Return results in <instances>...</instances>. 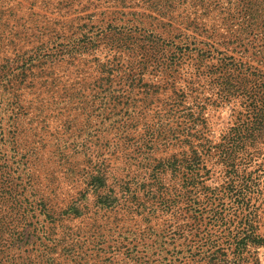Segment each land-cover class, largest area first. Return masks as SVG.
<instances>
[{"label": "rangeland", "instance_id": "rangeland-1", "mask_svg": "<svg viewBox=\"0 0 264 264\" xmlns=\"http://www.w3.org/2000/svg\"><path fill=\"white\" fill-rule=\"evenodd\" d=\"M24 53L0 105L7 264H264V139L229 143L244 111L220 79L264 72V0H0V71ZM139 78L154 95L113 109ZM131 127L170 132L144 147ZM255 199L243 248L223 232Z\"/></svg>", "mask_w": 264, "mask_h": 264}, {"label": "trees", "instance_id": "trees-1", "mask_svg": "<svg viewBox=\"0 0 264 264\" xmlns=\"http://www.w3.org/2000/svg\"><path fill=\"white\" fill-rule=\"evenodd\" d=\"M135 30L134 32H136ZM143 32V31H139ZM144 33L150 34L152 33L150 30H144ZM145 34V35H147ZM141 35V34H139ZM85 41V36H81L79 39V42ZM43 49L42 47L39 48L41 51ZM25 55V53L22 55V57ZM22 57L20 59H22ZM17 59V65L20 62ZM37 59V57L34 58H27V55L23 58V61L21 62V66H16L15 68L12 67V65H3L1 66V71H0V105L4 104V99L5 97H8L7 99L10 101V99L14 100V95L13 92L15 91L14 88L16 86H21L23 84V80L25 77V72H29L32 67H34L33 60ZM39 61V59L37 60ZM15 63V62H14ZM229 74L224 75L220 77L222 79V82H224V90H226L225 96H235L236 99H239L241 101V107H243L242 111L243 114L241 115L244 117L245 120H242V124L239 125L238 128L232 129L230 132H232L233 137L230 139L231 145L233 144H240L241 142H249L252 143L253 145L255 142H260L264 139V124L262 122L264 121V72H260L258 70H254L251 72L252 78H246L244 75L243 76H238L240 73L236 74L235 70L232 72H228ZM261 76V77H260ZM113 77V76H112ZM107 81L106 79H103ZM127 86V85H126ZM128 87L132 88L133 90H136L135 92H132L134 97L124 100V102H116L117 99L114 98L113 101L110 103L112 105L113 109L114 108H119V112L124 111L126 108H129L132 104V106H136V102H141L143 105L145 104L146 98L148 95L151 94V96L154 95V92H147L146 89H144V86L142 84V80L139 78L134 82H130ZM19 88V87H18ZM150 88V87H148ZM139 96H141L139 98ZM239 96V98L237 97ZM137 98V99H136ZM137 100V101H136ZM9 106L15 105L12 102H8ZM142 108L146 110V107ZM121 106V107H120ZM132 121L130 120V123ZM114 132L118 134H123L127 131L128 125H124V128L122 125L114 124L112 126ZM133 128V127H131ZM178 128V127H177ZM179 129V128H178ZM170 128L165 129L162 131L153 129L152 131H148L143 134H136V128H133V132L130 134L128 133L126 136H123L121 139L125 140L127 139L128 141L131 140H139L142 142L143 146H149L155 144L157 141L161 140L164 138L165 135L169 134ZM129 136V137H128ZM188 142V141H187ZM186 142V143H187ZM144 146V147H145ZM230 157V155H226V158ZM177 163V162H175ZM174 165V164H172ZM151 165L148 164V167ZM170 166V165H169ZM160 167L153 168L156 169V173L159 174V172H162V169H159ZM251 188V189H250ZM254 188V189H253ZM240 193L239 195L242 196L243 199H247V201H250L248 199L249 197L252 199V197L255 194L258 193V186L257 184H252L249 188H247L248 192H245L242 189H239ZM249 193V194H248ZM253 195V196H251ZM247 197V198H246ZM255 197V196H254ZM256 199L254 202V205L251 206L250 208L245 209V211L240 210V213L235 210V214L237 213L236 217H239L241 215L242 219L241 221L243 222L238 223V225L234 222L231 223L230 227L225 230L223 233H227L225 235V238H241V246L243 248H246V245L244 244V241L247 238H255L258 239L261 238L262 236L258 234V228L256 227V210L259 208L256 206ZM247 213V214H242V213ZM238 218L234 217V220H237ZM214 221L213 225H217L218 219L212 218ZM233 220V221H234ZM222 224V223H221ZM233 235V236H232ZM225 242L224 244H226ZM234 242H231L232 244ZM239 246V244H237ZM242 248V249H243ZM220 252H224L226 248H220ZM232 249V247L227 246L226 250ZM235 249V250H234ZM234 253L236 252L237 248H233ZM231 254H222L219 257L213 259V262H216L218 264L220 261L222 262H231L233 263H239L243 261V259H239L240 256L237 254L235 256L234 254L232 255V258H230ZM239 259V260H238ZM8 259L0 256V264H7Z\"/></svg>", "mask_w": 264, "mask_h": 264}]
</instances>
